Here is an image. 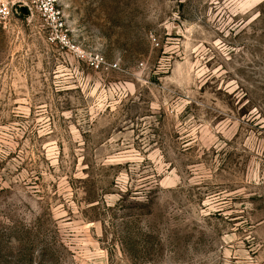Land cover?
Returning a JSON list of instances; mask_svg holds the SVG:
<instances>
[{"label": "rangeland", "instance_id": "1", "mask_svg": "<svg viewBox=\"0 0 264 264\" xmlns=\"http://www.w3.org/2000/svg\"><path fill=\"white\" fill-rule=\"evenodd\" d=\"M10 1L0 264H264V0Z\"/></svg>", "mask_w": 264, "mask_h": 264}, {"label": "built area", "instance_id": "2", "mask_svg": "<svg viewBox=\"0 0 264 264\" xmlns=\"http://www.w3.org/2000/svg\"><path fill=\"white\" fill-rule=\"evenodd\" d=\"M30 2L39 17L44 21V25L49 31V40L82 58H86L84 51L70 37L67 24L58 7V0H30ZM13 15L14 11L11 1L0 0V23L6 26ZM91 65L95 69L100 70H110L117 67V64L108 63L101 55L92 57Z\"/></svg>", "mask_w": 264, "mask_h": 264}, {"label": "water", "instance_id": "3", "mask_svg": "<svg viewBox=\"0 0 264 264\" xmlns=\"http://www.w3.org/2000/svg\"><path fill=\"white\" fill-rule=\"evenodd\" d=\"M21 11H22L23 13L27 14V11H26L25 7H22V8H21Z\"/></svg>", "mask_w": 264, "mask_h": 264}]
</instances>
